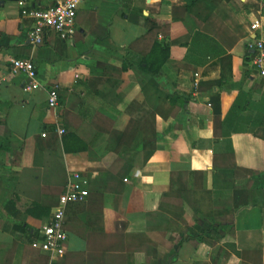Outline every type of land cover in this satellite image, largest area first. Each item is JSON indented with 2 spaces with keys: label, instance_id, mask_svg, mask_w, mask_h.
I'll use <instances>...</instances> for the list:
<instances>
[{
  "label": "crops",
  "instance_id": "0c3cea01",
  "mask_svg": "<svg viewBox=\"0 0 264 264\" xmlns=\"http://www.w3.org/2000/svg\"><path fill=\"white\" fill-rule=\"evenodd\" d=\"M190 2L82 0L72 37L48 30L34 46L33 20L18 0H0V250L18 241L12 264H264V76L247 46L261 33L251 24L264 22V0ZM156 42L171 56L150 75L140 66ZM14 58L35 63L41 87L25 90ZM54 82L61 100L50 108ZM169 96L181 107L164 117ZM153 107L156 149L143 161L149 149L127 148L129 191H113L118 137L131 119L147 124ZM72 172L89 195L68 205L66 252L51 259L19 227L39 238ZM173 172H186L185 203ZM152 245L159 253L146 260Z\"/></svg>",
  "mask_w": 264,
  "mask_h": 264
},
{
  "label": "built area",
  "instance_id": "2783aa9c",
  "mask_svg": "<svg viewBox=\"0 0 264 264\" xmlns=\"http://www.w3.org/2000/svg\"><path fill=\"white\" fill-rule=\"evenodd\" d=\"M82 0H59L46 8H30L26 0H18L22 16L33 20V26L28 34L29 42L36 46L44 41L48 30L54 31L63 40L69 39L76 32V17ZM252 31H261L247 46L252 54L251 64L264 76V22L255 20L251 24ZM12 70L15 73L24 72L28 75L25 90L41 87L35 63L27 58H14ZM48 105L50 108L59 106V84L54 82L48 87ZM58 134L63 135L65 129L59 127ZM46 136V133H43ZM127 181V178L125 179ZM86 179L80 172H72L66 182L64 191L60 194L51 218L40 230L39 238L32 242V247L48 253L51 259L63 256L66 252L68 232L66 229V209L69 204L87 199L89 189Z\"/></svg>",
  "mask_w": 264,
  "mask_h": 264
},
{
  "label": "trees",
  "instance_id": "16d2710c",
  "mask_svg": "<svg viewBox=\"0 0 264 264\" xmlns=\"http://www.w3.org/2000/svg\"><path fill=\"white\" fill-rule=\"evenodd\" d=\"M196 0H193V2H190L188 6H192L195 3ZM169 35L170 33L167 32ZM171 36V35H170ZM172 46L180 45L182 47H187L189 44V41L181 42L180 39H174L171 38ZM171 46V47H172ZM171 47L170 48H162V46L156 42L153 50L151 51V54L142 62L141 69L144 70V72L149 73L150 75H158L162 72L163 65L168 61L170 58L171 53ZM249 62L252 61V54L249 55L248 58ZM170 100V107L166 108V113L162 112V115L164 117H168L170 115H176L179 108H175V101L178 96H169ZM61 100L59 96V101ZM174 109V110H173ZM157 113H160L159 107H153V110L150 113L149 118H147L148 123L142 124L141 120L131 119L130 123L127 127V129L122 132L119 135L118 144L117 146L121 147L120 152L116 155V157L112 160L113 162L110 164L108 168V188L112 189L113 191L117 190L122 193L125 191H129L130 186H126L125 179L129 177V175L132 172L133 160L135 161V156L130 157L127 152L131 146H141V149L144 150L149 149V152H146L143 155V161H147L150 156L152 155L153 151L156 149V142H157V132H156V126H155V115ZM143 130H148L149 134L145 135V137L140 140L139 135L142 136ZM71 136L75 139H79L78 136L74 133H66L64 136ZM66 138V137H65ZM64 138V140H65ZM86 149V147H84ZM130 162V163H128ZM249 173H254V171H250ZM66 185V183H65ZM65 189V187L63 188ZM171 189L173 191H176V194H179L181 196V199L185 203L186 194L188 192L187 183H186V172H173L172 173V179H171ZM64 190L59 191L58 195L61 194ZM7 208L8 213L10 212L9 204L6 203L5 205ZM31 207H40L43 211L48 212V207H45L43 204H39V202H33L31 204ZM184 207V206H183ZM32 208V209H33ZM36 209V208H35ZM39 209V208H38ZM125 228L127 227V223L122 221L121 222ZM14 230L18 231V225L13 226ZM24 230L25 234L27 235L26 241L29 243H32L37 237L36 233L31 232V228H24V226L19 227ZM18 246V241L12 242V246L1 249L0 250V264H12L13 259L16 253V249ZM148 257L146 260H149L153 257V255L158 254L159 251L157 249L156 245H152L149 248ZM146 254V252H145Z\"/></svg>",
  "mask_w": 264,
  "mask_h": 264
}]
</instances>
